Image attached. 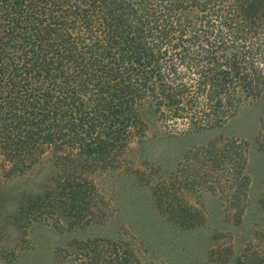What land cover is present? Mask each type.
Wrapping results in <instances>:
<instances>
[{
  "label": "trees",
  "instance_id": "obj_1",
  "mask_svg": "<svg viewBox=\"0 0 264 264\" xmlns=\"http://www.w3.org/2000/svg\"><path fill=\"white\" fill-rule=\"evenodd\" d=\"M263 96L264 0H0V166L2 157L32 165L34 135L52 134L70 115L64 106L75 108L96 138L77 144L86 158L66 169L61 189L74 214L91 192L82 161L121 153L120 138L143 133L144 112L198 132ZM169 191L155 186L152 196ZM261 236L252 251L242 241L233 264H264Z\"/></svg>",
  "mask_w": 264,
  "mask_h": 264
},
{
  "label": "rangeland",
  "instance_id": "obj_2",
  "mask_svg": "<svg viewBox=\"0 0 264 264\" xmlns=\"http://www.w3.org/2000/svg\"><path fill=\"white\" fill-rule=\"evenodd\" d=\"M64 107L70 115L52 134L34 135L41 152L32 165L1 159L0 264H233L242 241L262 245L264 96L198 132L144 112L143 133L120 138L121 153L110 147L108 161H82L91 192L78 215L61 187L82 156L77 144L96 133ZM155 186L171 198H153ZM179 218L201 224L184 229Z\"/></svg>",
  "mask_w": 264,
  "mask_h": 264
}]
</instances>
